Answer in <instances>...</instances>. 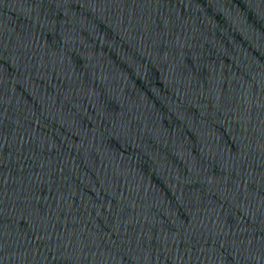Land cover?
<instances>
[{
  "label": "water",
  "instance_id": "95a60500",
  "mask_svg": "<svg viewBox=\"0 0 264 264\" xmlns=\"http://www.w3.org/2000/svg\"><path fill=\"white\" fill-rule=\"evenodd\" d=\"M0 264H264V0H0Z\"/></svg>",
  "mask_w": 264,
  "mask_h": 264
}]
</instances>
